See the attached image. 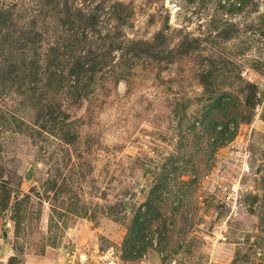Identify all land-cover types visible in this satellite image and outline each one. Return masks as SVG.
<instances>
[{"label":"rangeland","instance_id":"rangeland-1","mask_svg":"<svg viewBox=\"0 0 264 264\" xmlns=\"http://www.w3.org/2000/svg\"><path fill=\"white\" fill-rule=\"evenodd\" d=\"M0 21V264H264V0Z\"/></svg>","mask_w":264,"mask_h":264},{"label":"trees","instance_id":"trees-1","mask_svg":"<svg viewBox=\"0 0 264 264\" xmlns=\"http://www.w3.org/2000/svg\"><path fill=\"white\" fill-rule=\"evenodd\" d=\"M1 23H3V22H1ZM77 41H78V39H76L75 37H70L69 36L67 38H64V40H63L64 45H60L59 47H52L50 49V51H52L53 58L56 60L57 58L66 57L67 56V57H70V58H74L75 59V62L78 63L79 62V59H78L77 56H75V55H73V56L69 55V53H71L70 51L72 49H74L75 44H76ZM33 64H31V65H33ZM49 66H52L53 67L54 64L50 62Z\"/></svg>","mask_w":264,"mask_h":264},{"label":"built area","instance_id":"built-area-1","mask_svg":"<svg viewBox=\"0 0 264 264\" xmlns=\"http://www.w3.org/2000/svg\"><path fill=\"white\" fill-rule=\"evenodd\" d=\"M68 262L71 260V259H75V252L74 251H70L68 254ZM117 256H114L112 257V259L110 260V263L113 264L115 260H117ZM78 260H82V257H79ZM135 264H142L141 262L140 263H135Z\"/></svg>","mask_w":264,"mask_h":264},{"label":"crops","instance_id":"crops-1","mask_svg":"<svg viewBox=\"0 0 264 264\" xmlns=\"http://www.w3.org/2000/svg\"><path fill=\"white\" fill-rule=\"evenodd\" d=\"M0 260H3V258L1 257ZM1 262V261H0Z\"/></svg>","mask_w":264,"mask_h":264}]
</instances>
